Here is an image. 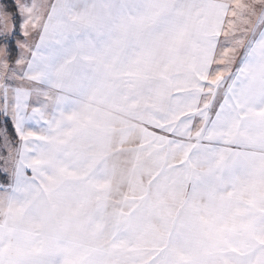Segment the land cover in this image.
Masks as SVG:
<instances>
[{
  "label": "snow or ice",
  "instance_id": "obj_1",
  "mask_svg": "<svg viewBox=\"0 0 264 264\" xmlns=\"http://www.w3.org/2000/svg\"><path fill=\"white\" fill-rule=\"evenodd\" d=\"M0 264H264V0H0Z\"/></svg>",
  "mask_w": 264,
  "mask_h": 264
}]
</instances>
